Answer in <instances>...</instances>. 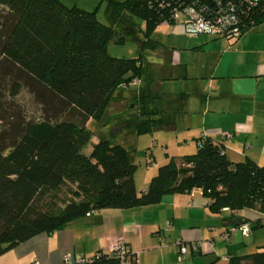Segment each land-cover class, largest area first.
Here are the masks:
<instances>
[{"label": "trees", "instance_id": "16d2710c", "mask_svg": "<svg viewBox=\"0 0 264 264\" xmlns=\"http://www.w3.org/2000/svg\"><path fill=\"white\" fill-rule=\"evenodd\" d=\"M105 1L122 22V30L132 29V15L144 20L142 50L156 41L151 33L158 24L179 22L173 7L193 2ZM203 1L220 8L215 0ZM230 1L237 4L242 34L251 30L249 20L254 19L256 27L264 23V0H255L253 5L246 0ZM0 6L7 13L0 25V54L5 72L13 77L9 94L16 95L26 85L55 113L51 119L17 123L20 129L11 141H0V254L38 232H52L96 209L156 203L166 193L194 187L208 197L211 210H225L232 224L242 222L237 212L244 207L264 212V165L249 156L233 161L221 143L206 136L197 139L194 152L160 164L146 186L137 190L135 148L127 143L130 135L166 125L162 117L146 109L153 96L141 90L139 96L129 97L125 108L131 111L138 102L137 114L123 124L116 120L109 137L100 127L97 140H92L88 121L103 120L112 101H121L118 88L133 84L134 78L141 82L145 72L142 51L135 57L111 55L108 42L122 41L123 36L115 25L100 21L95 10L67 6L61 0H0ZM3 117L0 109V122ZM118 127H123L121 141L112 139ZM117 242L123 258L99 249L88 255L87 264H135L137 253L124 240ZM228 264H264V247L231 254Z\"/></svg>", "mask_w": 264, "mask_h": 264}, {"label": "crops", "instance_id": "0c3cea01", "mask_svg": "<svg viewBox=\"0 0 264 264\" xmlns=\"http://www.w3.org/2000/svg\"><path fill=\"white\" fill-rule=\"evenodd\" d=\"M159 25L162 33L153 30L156 41L143 52L152 70L146 71L144 63L141 82L133 83L137 88L128 91L129 96L121 93L119 101L125 108L133 95L137 97L143 90L153 96L148 97L146 109L166 124L158 128L172 129L166 157L150 151V161L158 158L165 163L169 152L175 158L194 152L197 139L206 136L221 143L229 159L249 156L264 165V24L237 38L206 32L188 34L181 22ZM137 105L135 102L132 109L135 115ZM129 117L134 115L120 116L118 124ZM148 169L141 177L134 172L140 189L156 172ZM208 203L201 188L194 187L166 193L156 203L99 208L52 232H38L19 242L0 254V264L35 260L64 264L67 252L89 255L99 249L108 251L119 240L137 253L135 264H228L231 254L264 247V212L242 208L237 213L241 221L251 223V233H226L233 223L231 217L225 210H211ZM178 238L189 246L180 262L175 244ZM192 242L198 243L197 248Z\"/></svg>", "mask_w": 264, "mask_h": 264}, {"label": "rangeland", "instance_id": "374dc122", "mask_svg": "<svg viewBox=\"0 0 264 264\" xmlns=\"http://www.w3.org/2000/svg\"><path fill=\"white\" fill-rule=\"evenodd\" d=\"M67 6L76 5L86 10H95L96 17L108 24V25H115L114 27L118 31V35L123 36L122 41H114L110 40L107 45V50L111 55L119 56V57H135L138 54H143V58L145 57L144 49H141V39L144 38L143 28H144V20L140 16L132 15V20L134 21V25L132 29H120V25L122 22L116 20L115 17L112 15L110 7L108 3L104 0H61ZM7 13L2 9L0 6V25L1 22L5 19ZM118 25V27L116 26ZM155 31L157 33H162L163 28L162 25L155 27ZM0 33L1 30H0ZM153 35H156L152 32ZM146 51V49H145ZM144 63L146 64V71L152 70V65L146 63V59L144 58ZM4 58L2 54H0V109L2 114L5 115V118H2L0 122V141L3 143H9L11 140V136H15L17 134L16 130L20 129V126L17 127V123L19 125L23 123L25 120H38L43 118L51 119L52 116L55 115L52 112L51 107L48 104H44L42 100H37L35 93L33 92L30 87L23 85L16 95H10V84L12 81L11 75L5 72L4 68ZM9 71V68H8ZM162 71V70H161ZM10 72V71H9ZM131 85V86H130ZM127 88H118L117 91L123 93V95H130L128 91L131 89L137 88V85L130 84ZM128 93V94H127ZM114 108H117L115 110ZM114 109V110H113ZM113 110V111H112ZM112 111V113H110ZM110 113V116L107 117ZM134 114L133 110L129 111L122 106L119 101L113 100L112 104L110 105V109H108L107 115L104 119L97 121H90L89 127L93 131L92 140H97V135L100 132V127L102 128V132L106 137H109V131L115 126V121L121 117L127 118L129 115ZM107 117V118H106ZM11 123L16 125L14 129H11ZM103 123V124H101ZM10 124V125H9ZM172 129H162V128H154L151 131L143 132L140 134H135L133 137L130 135L127 144L134 145L135 148V158L134 161L136 163V176H143L144 173L149 172V169H153L156 171L158 169V165L164 163L162 160L155 158V162L150 161L149 157L150 151H154L158 154V156H165L167 153V138L171 137ZM107 132V133H106ZM169 136V137H167ZM124 138V135L116 134L113 135L112 139H117L116 141H121ZM88 146H91L90 142ZM170 148V147H169ZM152 149V150H151ZM171 151V150H170ZM169 152L168 157L165 161H168L172 156ZM166 157V156H165ZM147 159V160H146ZM149 159V161H148ZM158 159V160H157ZM153 173V172H152ZM156 173V172H154ZM151 175V174H150ZM151 176H149L150 178ZM139 181H142V178H137ZM137 190H141L140 187L136 186ZM144 185V184H142ZM142 187V186H141ZM258 228V226L253 227ZM185 258V257H184ZM183 259H177V261H183ZM122 264V263H120Z\"/></svg>", "mask_w": 264, "mask_h": 264}, {"label": "built area", "instance_id": "2783aa9c", "mask_svg": "<svg viewBox=\"0 0 264 264\" xmlns=\"http://www.w3.org/2000/svg\"><path fill=\"white\" fill-rule=\"evenodd\" d=\"M203 0H193L191 3H186L180 7H173L172 13L176 20L182 23L183 30L188 34H196L199 32L215 33L219 35L232 34L233 36L241 35L244 29L241 17L236 13V2L230 0H215L216 6L220 8H213L210 4ZM250 5L255 3V0H246ZM178 2H180L178 0ZM256 21L254 19L249 20V29L256 27ZM264 24V23H261ZM247 28V27H245ZM139 82L138 78H134L131 83ZM123 86L126 83H122ZM168 224V223H167ZM239 230L243 234H250L252 231L251 223L249 221H242L238 224H232L226 231L234 232ZM175 244L178 248L177 257L183 259L189 252L188 244L178 238L175 240ZM191 246L197 248L198 243L192 242ZM110 251L115 252L121 258H123V249L118 242H113L109 248ZM64 264H87L91 261V256L88 255H74L71 252H67L64 257ZM27 264H41L38 260H35Z\"/></svg>", "mask_w": 264, "mask_h": 264}]
</instances>
